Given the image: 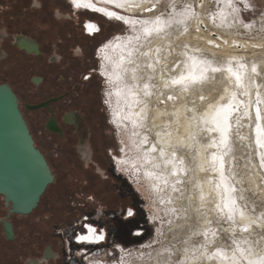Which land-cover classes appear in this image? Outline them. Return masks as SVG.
Instances as JSON below:
<instances>
[{"label": "rangeland", "instance_id": "rangeland-1", "mask_svg": "<svg viewBox=\"0 0 264 264\" xmlns=\"http://www.w3.org/2000/svg\"><path fill=\"white\" fill-rule=\"evenodd\" d=\"M134 1L137 0H96V4L111 10L113 6L130 7ZM149 1L152 5L146 10L148 16L125 11L131 23L125 27L78 9L68 0H0V84L9 86L19 66L24 74L12 85L22 101L39 103L50 94L33 85L31 76L43 73L50 82L61 71L59 62H47L54 67L49 72L42 71L45 54L35 57L19 48L18 36L36 40L44 52L57 44L70 48L66 53L70 54L71 67L64 71L62 84H53L52 80L47 85L51 92L59 91L62 85L69 86L71 79L92 69L95 62L97 71L89 79L88 95L90 99L97 98L106 110L108 149L117 156V165L122 166L118 170L112 160L111 185L103 180L94 186L89 181L93 176L81 179L70 154L58 149L59 141L48 142L53 141L42 130L43 112L25 113L34 145L48 157L56 177L33 217H13L20 239L16 243L9 242L12 239L6 236L4 222L6 240L1 231L0 264H25L28 257L36 264H218L217 260L219 264H264V153L257 144L258 133L262 129L264 132V0H205L204 5L203 0ZM156 7L160 11L155 12ZM154 15L159 18V26L151 24ZM199 18L222 37L220 45L226 48H213V52L204 35L201 40L194 38ZM89 21L99 26L94 36L88 35ZM126 36V48L109 50V44ZM238 42L243 47H237ZM188 44L192 48L190 55L182 59L179 50ZM172 48L176 54L166 58L165 51ZM122 49H127V56L142 54L144 69L148 71L151 63L155 66L151 75L146 73L142 79L138 68H134L132 78L123 74L115 55L105 59L109 51L115 54ZM54 58L57 60V56ZM187 62L192 76L199 77L203 72L207 79L196 84H175L172 89L159 86L158 68L168 69L175 63L176 70ZM99 68L102 73H112L111 82L106 75H98ZM213 68L220 71L212 72ZM236 72L239 82L235 80ZM137 85H141V91L139 100L134 101ZM132 103L148 105L144 117L133 111ZM175 105L182 106L183 111L173 115ZM207 109L212 112L210 119L215 118L227 128L223 144L225 185L220 183V188L216 173L209 169L213 162L201 168L195 146L196 142L202 146L210 142L203 154L211 159L216 133L205 134L195 127L189 147L173 139L178 120L184 118L190 125L197 124ZM159 110L162 115L159 113L158 118L155 112ZM111 118L115 123L111 124ZM159 132L161 136L170 134L169 145L158 142ZM260 138L264 140V134ZM1 199L0 230L6 214ZM88 226L97 229L103 240L79 243V235L85 234ZM186 245L192 251L184 254ZM47 249L53 254L44 260ZM202 251L208 257L201 256Z\"/></svg>", "mask_w": 264, "mask_h": 264}, {"label": "flooded vegetation", "instance_id": "flooded-vegetation-1", "mask_svg": "<svg viewBox=\"0 0 264 264\" xmlns=\"http://www.w3.org/2000/svg\"><path fill=\"white\" fill-rule=\"evenodd\" d=\"M69 3H71L74 7L84 10L85 12L93 13L95 15L101 16L108 20L116 21L120 24H123L125 27H130L128 19L120 18L118 16H113L107 14V11L104 10H98L93 7H88L84 5L82 2L78 0H68ZM96 1V0H94ZM100 9H103L102 6H99ZM114 12H118L121 16H126L124 9H121L117 6H114L112 9ZM86 26L88 27V35H95L97 33V28L99 27L96 23L89 21ZM99 30V29H98ZM121 41V42H120ZM128 42V36H126L124 39H118L117 42L109 44L108 48L115 49V48H123L126 46ZM59 43V42H58ZM120 43V44H119ZM116 44V46H115ZM16 45L19 46L21 49H25L28 51L30 55H35V57H42L45 54L44 62L41 65V70L49 72L50 68L54 67V65L51 66V64L48 63H56L59 62L61 66V71L59 70L58 74H55V77L57 78L54 80L53 84H62L64 81V71L69 70L71 67V64L69 65V56L66 53L68 49L66 46L60 48L61 46L57 47V45L49 47L45 52L40 49V45L38 42L34 39L25 38L24 36H18L16 37ZM37 47V48H36ZM79 48V46H76ZM58 48V49H57ZM60 48V49H59ZM36 49V52H35ZM53 50V51H52ZM71 51V50H70ZM104 55L106 54L103 52ZM0 55H2V50L0 49ZM115 55V54H111ZM57 56V60L54 58ZM100 51L99 56L100 57ZM107 56L105 55V59ZM110 61H108L109 63ZM92 67V66H91ZM97 65L94 62L92 69L81 72L77 78L71 79V82L69 86L65 87L62 85L61 89L56 92H51L47 85L52 82H47L48 76L46 77L43 73L34 74L31 76V83L35 86H40V90L44 89L45 92H49V96L39 101V103H33V102H27L22 101L19 96L18 91L16 90V87L13 86L17 84L18 81L21 80L19 77L24 74V71L19 70L20 67L16 66L15 68V74L14 77L11 78L12 82L9 84L11 89L14 91L18 98V104L20 111L22 112V115L29 127V121L25 117V113H29L32 110H41L43 114L45 115L44 122L42 124V130L44 133L48 135V137L51 138L53 142L48 141L49 143L53 144L55 141H59V144L57 145L58 149H60L63 153H69L71 157V164L78 167L80 171V178H88L92 180L90 183L94 186H96V181H103L106 185L113 184V181L110 177L113 178L112 174V160L113 157L115 161V165L118 168V170L121 171L120 166L117 165V156H113L110 149H108V142H107V136H106V130H105V114L106 110L104 107L99 103L97 98H91L88 95L89 91H91V85L89 83V79L95 74H92L97 71L96 69ZM32 70V68H31ZM98 75L102 78L106 75L108 80L111 82V73L110 71L105 73H102V70L99 68V71L97 72ZM49 75V74H48ZM111 75V76H110ZM50 77L52 75H49ZM17 77V79H16ZM13 84V85H12ZM26 84H29L28 79L26 80ZM115 117V115H114ZM113 121L115 123V120L111 118V124H113ZM117 124V123H116ZM29 130L31 132V128L29 127ZM48 143V144H49ZM44 154V153H43ZM44 157L46 159V162L49 163L48 157L44 154ZM111 163H110V161ZM123 162V160H122ZM47 163V164H48ZM50 165V163H49ZM51 167V165H50ZM52 169V167H51ZM53 171V170H52ZM83 176V177H82ZM91 176V177H90ZM56 175L53 174V180L52 183L54 184ZM101 182L99 184H101ZM50 185L47 186L42 196L45 194V192L48 190ZM94 188V187H93ZM51 189V188H50ZM49 193V192H48ZM41 196V197H42ZM2 197V196H0ZM40 197V199H41ZM3 207L6 209V214L1 219L3 224H1V234L3 238L6 240L5 232H4V222H7L11 225L12 232H13V238L11 241L12 243H16V241L20 240L18 236V228H16L14 216H32V213L37 209L32 211L29 214H10L8 215L9 207L5 201V199H1ZM33 217V216H32ZM37 217V216H36ZM131 217V216H129ZM96 229L92 226L87 227V232L83 235H79L78 242L79 243H86L90 244L93 242H100V236L95 234ZM83 237V239H82ZM28 239V238H27ZM4 240V239H3ZM5 246L8 245L6 241L3 242ZM197 247L194 246L193 250H195ZM46 256L44 260L49 259L52 257L53 252L50 249H47ZM184 254L192 251L190 248L186 245L185 249L183 250ZM204 251L201 252V256ZM25 264H36V262L32 259V257H28L25 259ZM192 262V261H191Z\"/></svg>", "mask_w": 264, "mask_h": 264}, {"label": "bare ground", "instance_id": "bare-ground-1", "mask_svg": "<svg viewBox=\"0 0 264 264\" xmlns=\"http://www.w3.org/2000/svg\"><path fill=\"white\" fill-rule=\"evenodd\" d=\"M78 1H80V2H82L84 5H86V6H88V7H93V8H96V9H98V10H104V11H107V14H109V13H113V16H118V17H120V18H125V19H129L128 18V14L126 15V16H121L120 14H118L117 12H114V11H112V9L110 10H108V8H104L103 7V9H100V7L96 4V1H94V0H78ZM105 1V0H104ZM106 1H108V2H111V1H113V2H116V3H119V1H123V0H106ZM128 1V0H127ZM204 3H205V0H203V2L201 3V4H203L204 5ZM134 5H131L130 7L129 6H123V7H121V6H117L118 7V9L119 8H121V9H124V11H126V12H128V11H130V13H133V14H135V13H139V14H142V15H144V16H148V15H150V13L149 12H147L146 10H147V8L149 7V6H151L152 5V2L151 1H149V0H137V1H134V3H133ZM154 4V3H153ZM201 4H199L198 5V7L201 5ZM101 5H102V3H101ZM108 6V5H107ZM106 7V6H105ZM114 7V6H113ZM111 8V7H110ZM155 12H158V11H160V9L158 8V7H156V9L154 10ZM156 14H158V13H156ZM159 16H161V14H158ZM130 17V16H129ZM133 17V16H132ZM152 18H155V20L151 23V24H153L154 26H159L160 24H159V18L158 17H155V15L152 17ZM148 19H150L149 17H148ZM150 21H151V19H150ZM149 25V24H148ZM152 25V26H153ZM163 25H164V27L163 28H166L165 26L167 25V22H163ZM151 28H153V27H151ZM195 28L197 29V34H195L194 35V38H196V39H199V40H201L202 39V36H201V34L202 35H204L205 36V39H206V41H207V43H208V45L210 46V50L211 51H215V50H213V48H222V49H224V48H226L224 45H220V40H221V42H222V37L218 34V33H216L215 31H213V30H211L209 27H208V24L206 23V21L205 20H203V19H201V18H199V19H197L196 20V23H195ZM144 29V28H143ZM167 29H170L169 27L167 28ZM158 30V29H157ZM154 38V37H153ZM184 39H186V38H184ZM187 40H188V38H187ZM190 40V39H189ZM130 41V40H129ZM121 42V41H120ZM120 44V43H119ZM240 44H242V45H244L242 42H238V44H237V47L238 46H241V47H243L242 45H240ZM226 46H227V44H225ZM236 45V44H235ZM115 46H116V44H115ZM247 46V45H246ZM127 47V46H126ZM125 47V48H126ZM156 47V46H155ZM193 47V46H192ZM240 48V47H239ZM246 48V47H245ZM145 49V48H144ZM138 50V49H137ZM142 50V49H141ZM140 50V51H141ZM192 50V48L190 47V45L188 44V45H186L183 49H181V50H179V56L180 57H182V59L184 58H186L187 56L189 57V55H190V51ZM110 51H112L111 49H110ZM109 51V53L108 54H106V56H112L111 55V52ZM152 51V50H151ZM176 50L174 49V48H172V49H167L166 51H165V54H164V56L166 57V58H168V57H172L174 54H176V52H175ZM127 49L125 50V49H122V50H119L118 52H115V56H116V58L118 59V61H119V64H120V66L122 67V71H123V74H126L127 76H132V78H133V73L135 74V72H136V70H134V71H131L132 69H134V68H138V72L141 74V77H142V79H144V77H145V74L147 73L149 76L151 75V73L150 72H152L153 71V69L155 68V66L151 63L150 65H149V70L147 71L146 69H144L143 68V66H142V63H141V60H142V54H137L138 56H140V57H137V55H135V54H133V55H126L127 54ZM145 52V51H144ZM143 52V53H144ZM142 53V52H141ZM152 54V53H151ZM149 55V54H148ZM161 57V56H160ZM187 57V58H188ZM234 57V56H233ZM148 60V59H147ZM169 60H172V59H170L169 58ZM190 62H187V64L184 66V65H182V66H180L179 68H177L176 70H175V63H173L172 64V66H171V68H166L165 66L162 68V69H160V68H158V76H159V86L162 88H164V89H166V88H169V89H172V87H173V85H175V84H173L172 83V81L174 80V79H179L181 76H185V77H189V76H192V68L190 67V64H189ZM198 63V62H197ZM229 63V62H228ZM180 64V63H179ZM182 64V63H181ZM178 66V65H177ZM195 67V66H194ZM233 68V67H232ZM194 69V68H193ZM225 69V68H224ZM157 71V70H156ZM183 71V72H182ZM179 72H182V73H179ZM239 72V71H238ZM238 72H236L237 74H235V76L236 75H239L238 74ZM111 73V72H110ZM111 75H112V73H111ZM110 75V76H111ZM200 75V74H199ZM229 75V74H228ZM246 75V74H245ZM240 76V75H239ZM113 75H112V79H113ZM236 80V79H235ZM116 81H118V80H116ZM183 84V83H182ZM182 84H181V86H182ZM186 85V84H185ZM174 87H176V85L174 86ZM179 87V86H178ZM183 87H185V86H183ZM188 87V86H187ZM186 87V88H187ZM180 88V87H179ZM175 89V88H174ZM173 89V90H174ZM179 90V89H178ZM181 90V89H180ZM180 90H179V92H180ZM140 91H141V85H137V90L133 93V99H134V101H138L139 100V94H140ZM159 91V90H158ZM183 93V92H182ZM229 93V92H228ZM159 94H160V92H159ZM170 94H172L173 96H174V98L176 97V94H174V93H171L170 92ZM145 95H146V93H145ZM183 96V95H182ZM145 99L146 100H148V95H146L145 96ZM172 99V98H171ZM172 102H174V99H172L171 100ZM233 103V102H232ZM234 103H235V101H234ZM238 104V103H237ZM132 105H134L133 106V111L134 112H138V115H140L141 117H144L145 116V112H146V110H147V108H148V105H143V104H135V103H132ZM181 105V104H180ZM180 105H175V111H173V115L174 114H176V111L177 112H182L183 110V108H182V106H180ZM221 107V106H220ZM228 108H229V106H227ZM141 108H144V111H141ZM214 107H211V109H213ZM223 108V107H222ZM211 109H207L206 111H205V113L204 114H202L201 115V117H199V120L197 121V124H194V123H192L191 122V125L189 124L190 122L187 120V119H184V118H181L180 120H178L177 122V124H178V126H177V131L175 132V134H174V136H173V139H174V141H176V143H178L179 145H184L185 147L186 146H191L192 145V142L190 141L191 139V136H192V134H195V127H198L199 126V130H204L205 131V134L208 132V134H209V132H212V133H216L215 135H216V140L213 138V142H214V145H215V148H214V150H212V154H211V159L210 158H208V156H205L204 154H203V151L205 150L206 151V147L208 146V145H210L211 143L209 142V144H207V145H205V146H202L200 143H197L196 142V144H195V146H196V148H197V153H198V156H200L201 158V163H200V167L201 168H203V169H205L206 168V166L209 164L208 162H210V161H212L213 162V167L212 168H209L210 169V171H213V172H215L216 173V176H217V178H218V182H217V184H219V188H220V185L221 186H223L224 187V185L225 184H223V182H224V179H223V175H224V173H223V166H224V162H223V144L225 143V135L223 134V132H222V129H224V125L223 124H221L220 123V121H218V120H214L215 118H213V120L212 119H210L209 117H210V115H211ZM216 109V108H215ZM214 109V110H215ZM218 109V108H217ZM220 109V108H219ZM226 109V108H225ZM230 109V108H229ZM232 109V108H231ZM243 109V108H242ZM174 110V109H173ZM213 110V111H214ZM220 110H222V109H220ZM219 111V110H218ZM161 110H159V111H156L155 112V116H157L158 117V115H159V113H160V115H162L161 114ZM220 112V111H219ZM229 112V111H228ZM216 113H218V112H216ZM230 113V112H229ZM157 114V115H156ZM195 114V113H194ZM225 114V113H224ZM263 114V113H262ZM214 115V114H213ZM217 115V114H216ZM230 115H232V112H231V114H229L228 116H230ZM154 116V117H155ZM177 116V115H176ZM215 116V115H214ZM195 117V116H194ZM219 117V116H218ZM156 118V117H155ZM159 118V117H158ZM186 118V117H185ZM211 118H212V116H211ZM226 118H229V117H226ZM217 119V118H216ZM221 119V118H220ZM230 119V118H229ZM228 119V120H229ZM154 120V119H153ZM156 120H154V122H155ZM158 121H160V120H158ZM222 121V120H221ZM225 121V120H224ZM227 121V120H226ZM153 122V123H154ZM229 122V121H228ZM156 123V122H155ZM155 123H154V125H155ZM158 124V123H157ZM261 130V129H260ZM263 130V129H262ZM260 131L259 133H258V141H259V143H258V141H257V144H258V146H260V144H261V146L262 145H264V140H263V138H260L259 139V135L260 134H264V132L263 131ZM0 133H3L4 135H5V139H6V141H7V144H6V142L4 143H2L1 141H0V159H3L5 156L3 155V154H6L7 156H10V157H13L14 155H17V152H16V150H15V146L13 145V143L15 144L16 142L14 141V137L13 136H11L10 134H9V131H8V124H7V120H6V118H4L2 115H0ZM160 133V132H159ZM240 134V133H239ZM170 135V134H169ZM169 135H167V136H161V133L159 134V135H157V140H158V142L159 143H161L162 145H169L168 144V142L169 141H171L172 140V138L171 137H169ZM227 135V134H226ZM232 136V135H231ZM215 140V141H214ZM227 140V139H226ZM257 140V139H256ZM6 144V145H5ZM260 148V147H259ZM261 149V148H260ZM262 153H264V146H262V149L260 150ZM14 158V157H13ZM44 158V157H43ZM45 160V159H44ZM205 160V161H204ZM4 161V160H3ZM19 161V160H18ZM263 161H264V158H263ZM5 162V161H4ZM19 163V166H20V169L21 170H24L26 173H27V175H30L31 174V169H30V167L28 166V164H26L25 162L24 163H21L20 161L18 162ZM46 164H47V162H46ZM48 165V164H47ZM225 170H226V168H225ZM9 175V174H8ZM224 176H226V174L224 175ZM5 181L7 180V179H4ZM221 183V184H220ZM205 187L204 189H206V186L203 184L202 185V187ZM209 187H210V185H209ZM222 187V188H223ZM211 188V187H210ZM4 192H5V194H6V196H7V199L9 200V201H11V202H13V204H14V207L17 209V210H25V209H27L28 207H29V203H28V199H27V197H26V195L24 194L25 193V191H22V189H20L19 188V190L18 189H16L14 186H12V185H8V188L6 189V190H4ZM217 192V191H216ZM215 192V193H216ZM1 196V195H0ZM3 197V199H5L4 198V196H2ZM6 201V200H5ZM227 204V203H226ZM234 204V203H233ZM233 204H231V205H233ZM233 207V206H232ZM246 225V224H245ZM95 234H97L96 232H95ZM98 236H100V237H102L103 238V236L101 235V234H97ZM100 241H102V239L100 238L99 239ZM97 242V241H96ZM209 254V253H208ZM202 256H205V258L206 257H208V255H207V253L204 251L203 252V254H202ZM204 258V257H203ZM216 258V257H215ZM194 261H192L191 263H193ZM218 264H219V261L217 260L216 261Z\"/></svg>", "mask_w": 264, "mask_h": 264}, {"label": "water", "instance_id": "water-1", "mask_svg": "<svg viewBox=\"0 0 264 264\" xmlns=\"http://www.w3.org/2000/svg\"><path fill=\"white\" fill-rule=\"evenodd\" d=\"M0 115L7 120L8 131L14 137L16 143H13V145L17 152V155L13 156L14 158L3 154L5 157L0 159V195L4 196L9 207L8 215L29 214L36 209L40 202V197L47 186L52 183L53 175L49 165L44 160L45 158H43L44 156L34 145L32 135L20 111L16 94L6 83L0 84ZM0 141L7 144L3 133H0ZM18 160L21 163L25 162L28 164L31 169L30 175L20 169ZM4 179L7 180L5 181ZM8 185L25 191L24 194L29 203L27 209L17 210L13 202L7 199L4 190L8 188ZM5 232L9 239L13 238L12 228L9 223L5 225Z\"/></svg>", "mask_w": 264, "mask_h": 264}, {"label": "snow or ice", "instance_id": "snow-or-ice-1", "mask_svg": "<svg viewBox=\"0 0 264 264\" xmlns=\"http://www.w3.org/2000/svg\"><path fill=\"white\" fill-rule=\"evenodd\" d=\"M109 15H113V13H109ZM205 71H207V70H205ZM219 71H220V69H218V68L212 69V72H219ZM228 71L231 72L232 71L231 68H229ZM253 71H255V68H253ZM206 79H207L206 75L202 72L199 77H197V76H189V77L181 76L179 79H174L172 81V83L173 84H182V83L188 82L190 84H196V83L203 82ZM236 80H237V82L240 81L239 75H236ZM171 98L172 97H169V99H171ZM201 99H204V98L201 97ZM230 107L231 106L229 105V108ZM257 118L259 119V110L257 111ZM222 132L226 138L227 128L222 129ZM258 143H259V141H258ZM262 146H264V145H262ZM129 215H131V213H129ZM100 238L102 239V237H100ZM82 239H83V237H82Z\"/></svg>", "mask_w": 264, "mask_h": 264}, {"label": "built area", "instance_id": "built-area-1", "mask_svg": "<svg viewBox=\"0 0 264 264\" xmlns=\"http://www.w3.org/2000/svg\"><path fill=\"white\" fill-rule=\"evenodd\" d=\"M113 161H114V157H113ZM128 211H131V210H128ZM127 213H128V212H127ZM129 213H131V212H129ZM127 215H128V214H126V216H125V217H127ZM96 230H97V229H96ZM102 240H103V239H102Z\"/></svg>", "mask_w": 264, "mask_h": 264}]
</instances>
